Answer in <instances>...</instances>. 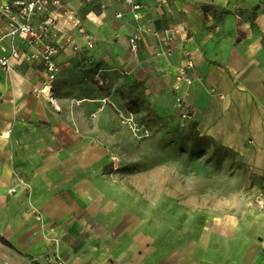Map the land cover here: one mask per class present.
<instances>
[{"label": "crops", "instance_id": "1", "mask_svg": "<svg viewBox=\"0 0 264 264\" xmlns=\"http://www.w3.org/2000/svg\"><path fill=\"white\" fill-rule=\"evenodd\" d=\"M136 1L140 21L125 0H66L95 44L87 49L75 28L70 44L52 32L63 46L54 82L40 61L0 69V224L25 253L20 264H58L47 260L55 239L69 264H135L140 257L154 264V215L123 203L103 172L110 148L92 138L106 140L118 112L134 115L128 103L142 121L179 123L174 86L189 61L193 83L181 93L193 114L192 140L264 171V0ZM6 29L2 22L0 57L13 45L30 51L22 40L1 39ZM137 33L134 53L129 38ZM113 127L116 133L122 125ZM93 152L103 155L92 161Z\"/></svg>", "mask_w": 264, "mask_h": 264}, {"label": "rangeland", "instance_id": "2", "mask_svg": "<svg viewBox=\"0 0 264 264\" xmlns=\"http://www.w3.org/2000/svg\"><path fill=\"white\" fill-rule=\"evenodd\" d=\"M132 106L128 103L126 111L134 115L118 112L110 122L106 140L92 141L95 146L105 141L110 148L103 172L117 184L123 203L154 215L159 231L149 260L153 254L154 264H264V171L245 164L236 153L192 140L182 120L142 121ZM115 122L122 125L116 133ZM101 155L93 152L92 161ZM1 231L0 224V236L13 251L0 241V264H20L24 251ZM54 241L48 262L69 264L59 239ZM142 263L141 257L135 262Z\"/></svg>", "mask_w": 264, "mask_h": 264}, {"label": "built area", "instance_id": "3", "mask_svg": "<svg viewBox=\"0 0 264 264\" xmlns=\"http://www.w3.org/2000/svg\"><path fill=\"white\" fill-rule=\"evenodd\" d=\"M125 3L131 8L134 19L140 21L143 5L136 0H125ZM122 16L117 14V18ZM2 22L6 23L7 29L1 39L8 38L13 43L22 40L30 48L29 52H24L13 45L8 54L0 57V69L6 73L12 71L13 60L40 61L49 73V82H54L59 72L56 56L63 46L51 38L52 32L54 36H63L66 43L70 44L73 41L70 28H75L85 39L86 48H94V36L86 31L77 12L68 7L66 0H0V28ZM139 40V33L129 38L130 49L134 53L138 50ZM75 49H78L77 46ZM192 67L191 61L180 67L174 86L176 109L183 122H191L193 119L191 107L181 93L183 86H191L193 83L190 76ZM14 193L15 188L9 190V194Z\"/></svg>", "mask_w": 264, "mask_h": 264}, {"label": "trees", "instance_id": "4", "mask_svg": "<svg viewBox=\"0 0 264 264\" xmlns=\"http://www.w3.org/2000/svg\"><path fill=\"white\" fill-rule=\"evenodd\" d=\"M100 82H101V81H100ZM132 104H133V103H132ZM176 127H179V129L181 130V127H180V126H176ZM182 127H186L187 129H189V130H188V131H189V137H192V138L196 137V136H194L195 133H194L193 128H192V125H191L190 123H187V122H186L185 126H182ZM192 133H193L194 135H192ZM0 241H1L4 245L10 247V244H9V243H8L3 237H1V236H0Z\"/></svg>", "mask_w": 264, "mask_h": 264}]
</instances>
